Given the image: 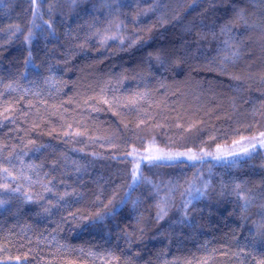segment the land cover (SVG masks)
<instances>
[{
    "label": "trees",
    "instance_id": "1",
    "mask_svg": "<svg viewBox=\"0 0 264 264\" xmlns=\"http://www.w3.org/2000/svg\"><path fill=\"white\" fill-rule=\"evenodd\" d=\"M262 144L264 0H0V264H264Z\"/></svg>",
    "mask_w": 264,
    "mask_h": 264
},
{
    "label": "rangeland",
    "instance_id": "2",
    "mask_svg": "<svg viewBox=\"0 0 264 264\" xmlns=\"http://www.w3.org/2000/svg\"><path fill=\"white\" fill-rule=\"evenodd\" d=\"M254 140L255 139H252V140H249V141H246V142H244V143H242V144H244V145H235V146H232L230 149H228V150H222V151H220V152H218V154H220V155H222L224 152H228V151H231L230 153L232 154V153H234V152H232V151H236V150H238L240 153H249V151H250V149L251 148H249V150H245L244 151V148L245 147H248V146H252L253 145V143L252 142H254ZM258 141V140H257ZM254 146H261L260 144H259V142H255V145ZM262 147L264 148V144H262ZM229 154V153H228ZM228 154H226V155H228ZM249 155V154H248ZM156 157L158 156V155H155ZM165 158V159H164ZM155 159H157V160H160V161H164V162H168V161H172V162H174V161H180V159H182V158H178V157H162V158H155ZM189 159H191V158H189ZM174 160V161H173Z\"/></svg>",
    "mask_w": 264,
    "mask_h": 264
},
{
    "label": "snow or ice",
    "instance_id": "3",
    "mask_svg": "<svg viewBox=\"0 0 264 264\" xmlns=\"http://www.w3.org/2000/svg\"><path fill=\"white\" fill-rule=\"evenodd\" d=\"M190 158H193L194 159L195 157H190ZM133 175H134V178H135V173Z\"/></svg>",
    "mask_w": 264,
    "mask_h": 264
}]
</instances>
